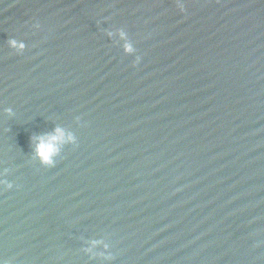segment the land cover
<instances>
[{
	"label": "water",
	"instance_id": "95a60500",
	"mask_svg": "<svg viewBox=\"0 0 264 264\" xmlns=\"http://www.w3.org/2000/svg\"><path fill=\"white\" fill-rule=\"evenodd\" d=\"M0 264H264V0H0Z\"/></svg>",
	"mask_w": 264,
	"mask_h": 264
},
{
	"label": "clouds",
	"instance_id": "9594fccd",
	"mask_svg": "<svg viewBox=\"0 0 264 264\" xmlns=\"http://www.w3.org/2000/svg\"><path fill=\"white\" fill-rule=\"evenodd\" d=\"M13 46H15V44ZM19 47L22 48L23 45H20ZM125 51L129 52L131 51V48L126 46ZM62 136V132L57 129L55 135L37 139L35 144V154L42 164L49 165L52 163L53 157L58 151L57 145L61 141Z\"/></svg>",
	"mask_w": 264,
	"mask_h": 264
}]
</instances>
